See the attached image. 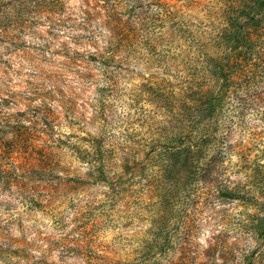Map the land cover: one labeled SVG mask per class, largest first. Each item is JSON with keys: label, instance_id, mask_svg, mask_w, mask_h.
Wrapping results in <instances>:
<instances>
[{"label": "clouds", "instance_id": "9594fccd", "mask_svg": "<svg viewBox=\"0 0 264 264\" xmlns=\"http://www.w3.org/2000/svg\"><path fill=\"white\" fill-rule=\"evenodd\" d=\"M0 264H264V0H0Z\"/></svg>", "mask_w": 264, "mask_h": 264}, {"label": "trees", "instance_id": "16d2710c", "mask_svg": "<svg viewBox=\"0 0 264 264\" xmlns=\"http://www.w3.org/2000/svg\"><path fill=\"white\" fill-rule=\"evenodd\" d=\"M120 31L123 33V39L128 40L129 39V34L125 32L124 28L122 27Z\"/></svg>", "mask_w": 264, "mask_h": 264}, {"label": "rangeland", "instance_id": "374dc122", "mask_svg": "<svg viewBox=\"0 0 264 264\" xmlns=\"http://www.w3.org/2000/svg\"><path fill=\"white\" fill-rule=\"evenodd\" d=\"M189 223L191 224V220L189 221Z\"/></svg>", "mask_w": 264, "mask_h": 264}]
</instances>
